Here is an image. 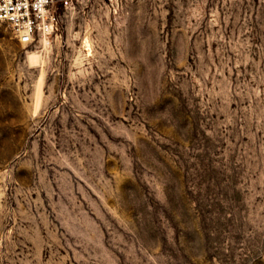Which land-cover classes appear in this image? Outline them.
<instances>
[{
  "label": "rangeland",
  "instance_id": "obj_1",
  "mask_svg": "<svg viewBox=\"0 0 264 264\" xmlns=\"http://www.w3.org/2000/svg\"><path fill=\"white\" fill-rule=\"evenodd\" d=\"M0 264H264V0L0 29Z\"/></svg>",
  "mask_w": 264,
  "mask_h": 264
},
{
  "label": "built area",
  "instance_id": "obj_2",
  "mask_svg": "<svg viewBox=\"0 0 264 264\" xmlns=\"http://www.w3.org/2000/svg\"><path fill=\"white\" fill-rule=\"evenodd\" d=\"M72 1L0 0V29H11L22 44L36 45L58 32Z\"/></svg>",
  "mask_w": 264,
  "mask_h": 264
},
{
  "label": "bare ground",
  "instance_id": "obj_3",
  "mask_svg": "<svg viewBox=\"0 0 264 264\" xmlns=\"http://www.w3.org/2000/svg\"><path fill=\"white\" fill-rule=\"evenodd\" d=\"M45 42H48V38L46 37L44 39ZM39 58V54L38 53H35V52H31L29 53V59L35 63V61H37V59Z\"/></svg>",
  "mask_w": 264,
  "mask_h": 264
}]
</instances>
